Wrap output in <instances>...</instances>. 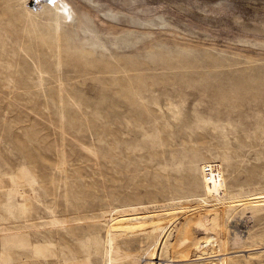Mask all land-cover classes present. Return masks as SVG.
Instances as JSON below:
<instances>
[{"label":"rangeland","instance_id":"obj_1","mask_svg":"<svg viewBox=\"0 0 264 264\" xmlns=\"http://www.w3.org/2000/svg\"><path fill=\"white\" fill-rule=\"evenodd\" d=\"M58 1L0 0V264H109L112 209L264 191V0ZM220 210L207 259L264 264V201Z\"/></svg>","mask_w":264,"mask_h":264},{"label":"bare ground","instance_id":"obj_2","mask_svg":"<svg viewBox=\"0 0 264 264\" xmlns=\"http://www.w3.org/2000/svg\"><path fill=\"white\" fill-rule=\"evenodd\" d=\"M58 3L60 5L61 11L63 12V9H64L63 3L60 2V0L58 1ZM63 13L66 15L65 12ZM209 164L213 166V169H211V167L208 171L203 169L202 174L206 175L208 179H211L214 177V174L218 169V165L217 163H209ZM196 201L200 202V206L196 207V205L193 204V203H196ZM260 201H264V191L246 193V194H240V195L227 194L224 196H220L219 194H216V193H211V194L203 193L201 196L194 197V198H191V197L190 198L189 197L179 198V199H172L168 202L152 203V204H145V205H128L126 207H122V208L120 207L119 209H112L109 212V215L107 216L108 217V237H109L108 252L110 256L109 264H112L113 262L112 250L113 251L115 250V243H116L115 239L125 234L132 235V234H137V233H141V235L142 234H145V235L156 234L158 236L157 242L154 243L155 244L154 247L147 252L146 254L147 256H145L144 258L146 259L145 261H147V263L145 262V264H162L161 261L164 256H166L167 259L164 261L163 264H179V260L188 259L189 252L192 251L191 250L192 248L197 252L195 254L197 255L195 260L196 261L200 260L197 262V264H219L220 260H217L216 258H215L216 260L207 259V257H210L208 256V254L213 252L212 247L214 246V243L219 240L216 239L217 236L214 237L212 235H209L210 234V233L208 234L209 230L206 231L208 229L206 219L213 220L214 218L213 211L215 209H219V210L221 209L222 211L221 210L220 211L223 214L224 211H226L228 208L246 205V204H253V203L260 202ZM191 210L192 211L195 210V212L196 210H198L197 212L199 213L198 214L199 220L201 221L204 227V228L202 227L203 230H201L200 235L197 236L195 240H193L194 242L192 241V247L186 243L189 246L187 247V245L185 244L186 242L185 241L184 244L186 246H184L183 244V245L174 247L173 245L174 248L171 249V252L163 256L162 253H163V250L166 248L165 247L166 243L169 242L168 239H170V236L171 237L173 236L171 235L172 233L177 232L176 224L180 220L179 218L181 217L182 214H186L187 211H191ZM197 212L195 214H197ZM219 217L221 219V216ZM169 244L172 245L174 243L171 241V243ZM167 248H170V247H167ZM37 249L38 247L36 248V250ZM222 257H220V259ZM182 264H186V263H182Z\"/></svg>","mask_w":264,"mask_h":264},{"label":"built area","instance_id":"obj_3","mask_svg":"<svg viewBox=\"0 0 264 264\" xmlns=\"http://www.w3.org/2000/svg\"><path fill=\"white\" fill-rule=\"evenodd\" d=\"M213 169V166L211 164H206L204 170L208 171L209 169Z\"/></svg>","mask_w":264,"mask_h":264},{"label":"crops","instance_id":"obj_4","mask_svg":"<svg viewBox=\"0 0 264 264\" xmlns=\"http://www.w3.org/2000/svg\"><path fill=\"white\" fill-rule=\"evenodd\" d=\"M36 248H37V244H35V245L33 246L34 252L36 251Z\"/></svg>","mask_w":264,"mask_h":264}]
</instances>
